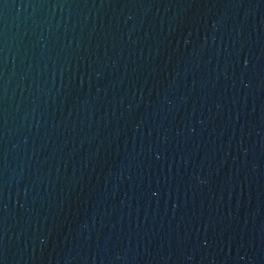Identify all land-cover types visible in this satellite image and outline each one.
Listing matches in <instances>:
<instances>
[{"label": "water", "instance_id": "obj_1", "mask_svg": "<svg viewBox=\"0 0 264 264\" xmlns=\"http://www.w3.org/2000/svg\"><path fill=\"white\" fill-rule=\"evenodd\" d=\"M0 264H264V0H0Z\"/></svg>", "mask_w": 264, "mask_h": 264}]
</instances>
